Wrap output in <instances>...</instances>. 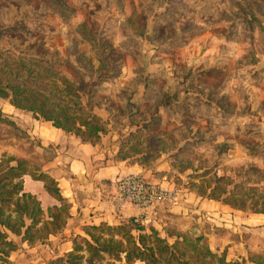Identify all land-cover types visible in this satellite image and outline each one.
Segmentation results:
<instances>
[{
	"label": "rangeland",
	"instance_id": "obj_1",
	"mask_svg": "<svg viewBox=\"0 0 264 264\" xmlns=\"http://www.w3.org/2000/svg\"><path fill=\"white\" fill-rule=\"evenodd\" d=\"M61 1L0 0V21H24L30 30L16 35L44 42L56 74L88 83L83 102L106 122L101 141L112 154L122 157L134 146L150 151L149 165H163L166 186L192 193L189 215L163 204L145 227L171 243L196 228L213 251H226L228 261L251 253L264 258L261 217L245 229L241 220L251 212L206 197L210 205L195 201L198 191L211 196L218 184L231 190L245 183L264 194L260 1ZM78 55L82 62L75 61ZM107 57L113 77L103 67ZM91 90H97L93 99ZM21 115L31 112L0 97V158L27 155L37 169V141L14 120Z\"/></svg>",
	"mask_w": 264,
	"mask_h": 264
},
{
	"label": "trees",
	"instance_id": "obj_2",
	"mask_svg": "<svg viewBox=\"0 0 264 264\" xmlns=\"http://www.w3.org/2000/svg\"><path fill=\"white\" fill-rule=\"evenodd\" d=\"M259 1L264 16V0ZM252 5L246 10L249 17H254L250 14L254 9ZM22 30H30L24 21L9 24L0 21V97L17 109L31 112L36 119L52 122L55 127L74 133L83 142L100 143L102 134L108 130L106 122L93 113L91 103L83 102L81 91H88V83L82 81L81 85H76L66 76L56 74L52 70L56 60L46 52L45 43L16 35ZM261 30L264 31V28L261 27ZM1 42H5L10 49ZM83 60L81 55L75 58L78 62ZM103 61L106 75L113 77L114 63L108 57ZM192 75V78L196 77ZM96 91H89L92 99ZM127 106H132L130 99ZM134 147L120 158L148 166L150 151L143 153L142 148ZM138 154L143 156L139 158ZM26 175L42 181L59 206L45 212L37 197L25 192ZM197 194L244 212L264 214V194L245 186V183L236 184L231 190L218 184L211 196L199 191ZM69 209L70 204L62 196L56 179L42 172L40 167L32 169L25 158L2 156L0 264L8 263L11 253L19 248L11 234L21 237L30 246L48 243L51 235L64 231ZM84 231L87 236L72 238L71 251L51 259L47 264H264V258L253 253L248 259L228 261L226 251H213L196 228L189 238L178 236L173 243L161 237L156 229L146 228L136 217L118 225H87Z\"/></svg>",
	"mask_w": 264,
	"mask_h": 264
},
{
	"label": "crops",
	"instance_id": "obj_3",
	"mask_svg": "<svg viewBox=\"0 0 264 264\" xmlns=\"http://www.w3.org/2000/svg\"><path fill=\"white\" fill-rule=\"evenodd\" d=\"M14 120L31 140L37 141V151H40L42 162L39 165L40 170L56 179L62 196L70 204V209L64 231L51 235L48 243L30 246L21 237L11 234L19 248L11 253L9 262L5 264H47L50 259L72 250L74 236H87L84 226L101 223L118 225L138 216L141 210L128 203L116 206L111 200L115 183L123 176L141 174L151 182L163 186L169 184L165 174L163 175V165H160V162L147 166L132 162L131 159H121L116 156L117 153H111L104 140L95 145L83 142L75 134L55 127L52 122L34 118L32 113L28 116L21 115ZM17 157L25 158L33 165L27 155ZM24 190L37 197L45 212L49 208L59 206L57 200L45 189L43 182L29 175L24 176ZM191 200L192 193L180 194L178 203L166 205L186 216L189 215ZM195 201L196 205L201 204V207L208 204V200L202 197L195 196ZM222 207L227 208V205ZM248 214L245 220H241L246 226L245 229L255 225L257 216L261 217L258 218L259 223L264 224V214Z\"/></svg>",
	"mask_w": 264,
	"mask_h": 264
},
{
	"label": "built area",
	"instance_id": "obj_4",
	"mask_svg": "<svg viewBox=\"0 0 264 264\" xmlns=\"http://www.w3.org/2000/svg\"><path fill=\"white\" fill-rule=\"evenodd\" d=\"M111 200L116 206L128 203L141 210L136 220L147 225L153 222L154 210L158 206L178 203L180 192L151 182L144 175L130 174L116 181Z\"/></svg>",
	"mask_w": 264,
	"mask_h": 264
}]
</instances>
